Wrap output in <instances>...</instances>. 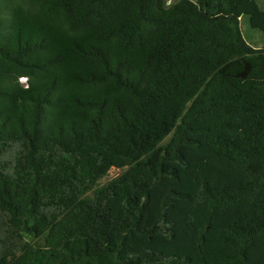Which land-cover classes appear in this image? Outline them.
Segmentation results:
<instances>
[{"label": "trees", "instance_id": "obj_1", "mask_svg": "<svg viewBox=\"0 0 264 264\" xmlns=\"http://www.w3.org/2000/svg\"><path fill=\"white\" fill-rule=\"evenodd\" d=\"M243 17L264 33L257 0H0V264H264Z\"/></svg>", "mask_w": 264, "mask_h": 264}, {"label": "rangeland", "instance_id": "obj_2", "mask_svg": "<svg viewBox=\"0 0 264 264\" xmlns=\"http://www.w3.org/2000/svg\"><path fill=\"white\" fill-rule=\"evenodd\" d=\"M171 3L173 0H168ZM258 4L263 7L264 0H257ZM241 30L245 39L255 47H264V33L259 29L250 26L248 17H243L241 20ZM26 80L22 79L21 82L25 83ZM122 171L118 169H112L109 175L102 181V183H107L111 179L117 177Z\"/></svg>", "mask_w": 264, "mask_h": 264}]
</instances>
